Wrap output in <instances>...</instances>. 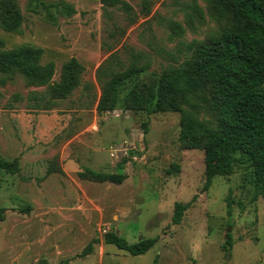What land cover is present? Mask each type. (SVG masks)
Instances as JSON below:
<instances>
[{"label": "rangeland", "instance_id": "obj_1", "mask_svg": "<svg viewBox=\"0 0 264 264\" xmlns=\"http://www.w3.org/2000/svg\"><path fill=\"white\" fill-rule=\"evenodd\" d=\"M65 1L76 13L57 14L53 23L43 8L34 11L39 0H19L22 32L0 27L7 48L42 47V62L56 63L55 80L63 63L75 56L85 65L84 82L93 84L78 87L51 110L30 107L29 93L42 88L27 86L20 74L0 85V156L18 158L20 166L18 173L0 170V205L6 207L0 220V264H14L24 249L38 255L33 264H264V195L253 198L248 168L217 175L204 189V150L182 147L179 112L149 115L116 108L100 114L96 105H85L94 93L101 94L97 69L111 52L126 58L125 45L141 50L151 56V70H160L174 58L183 59L185 44L203 38L208 24L197 32L186 26L182 9L188 0H151V13L133 24L116 11L126 32L113 37L100 0ZM129 1L140 12L141 0ZM171 20L183 23V36L173 33ZM56 156L64 173L45 176ZM120 162L122 183L78 176L84 166L116 171ZM178 201L190 205L175 223ZM104 227L130 242L158 239L145 253L133 255L105 243ZM94 237L100 238L94 250L81 255Z\"/></svg>", "mask_w": 264, "mask_h": 264}, {"label": "trees", "instance_id": "obj_2", "mask_svg": "<svg viewBox=\"0 0 264 264\" xmlns=\"http://www.w3.org/2000/svg\"><path fill=\"white\" fill-rule=\"evenodd\" d=\"M100 1L104 16L112 22L109 35L113 37L126 32L116 21V11L123 12L129 24H133L141 15L148 16L153 6L151 0H141L137 12L129 0ZM38 5L34 11L43 8L45 18L53 23L57 14L71 16L77 11L65 0H39ZM182 11L186 26L192 31L197 32L208 24L203 38L185 44L187 53L183 59L174 58V62L160 70H151L150 55L125 45L126 58L116 50L100 64L97 80L101 94L98 97L94 93L85 105H96L100 114L116 108L149 115L179 112L182 147L204 150V189L210 187L215 176L231 175L238 166H244L250 172L246 180L253 185L255 199L264 195V0H188ZM23 23L19 0H0V27L21 33ZM171 28L176 36H183L186 31L178 20H171ZM119 41L116 38L115 44ZM43 53L42 47L31 44L7 48L0 38V85L7 84L17 74L22 75L27 86L42 88L29 93L28 100L33 102L30 107L46 110L58 108L61 101L82 85L93 87L91 82H84L85 65L77 57L63 63L60 77L55 80L56 63H43ZM123 163L118 164L116 171L84 166L78 176L122 183ZM174 166L178 168L177 164ZM0 170L18 173V158L8 160L0 156ZM53 172L64 173L58 156L49 160L45 176ZM231 203L232 199L228 201L229 207ZM189 205L190 202H176L175 223L181 221ZM23 210L28 211L29 207ZM5 213L6 207L0 205V220L5 218ZM230 237L228 234V243ZM157 239L155 236L130 242L114 229L103 236L105 243H113L133 255L145 253ZM99 240L94 237L81 255L91 253Z\"/></svg>", "mask_w": 264, "mask_h": 264}, {"label": "water", "instance_id": "obj_3", "mask_svg": "<svg viewBox=\"0 0 264 264\" xmlns=\"http://www.w3.org/2000/svg\"><path fill=\"white\" fill-rule=\"evenodd\" d=\"M37 257H38L37 254H32V255L27 254L26 249H24L22 253L19 255L17 261L14 262V264H33L36 261ZM229 257H230L229 254H227L226 261L229 260Z\"/></svg>", "mask_w": 264, "mask_h": 264}, {"label": "built area", "instance_id": "obj_4", "mask_svg": "<svg viewBox=\"0 0 264 264\" xmlns=\"http://www.w3.org/2000/svg\"><path fill=\"white\" fill-rule=\"evenodd\" d=\"M108 112H110V111H106V112H104V113H108ZM110 151H111V154L114 155V152H113L114 149H111ZM109 230H110V229H108V228H105V227L103 228V231H104V232H107V231H109Z\"/></svg>", "mask_w": 264, "mask_h": 264}]
</instances>
